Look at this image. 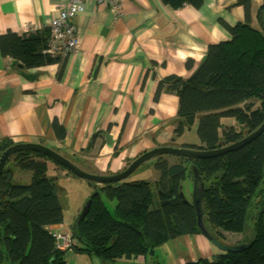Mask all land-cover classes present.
Wrapping results in <instances>:
<instances>
[{"label":"trees","instance_id":"trees-1","mask_svg":"<svg viewBox=\"0 0 264 264\" xmlns=\"http://www.w3.org/2000/svg\"><path fill=\"white\" fill-rule=\"evenodd\" d=\"M161 2L173 9L184 5L197 9L203 0ZM238 3L244 7L246 19L227 26L230 40L210 46L197 65L188 60L186 68H195L187 79L171 75L158 83L155 101L162 92L178 99L176 117L165 126L171 140L162 146L174 147L195 124L199 144L180 147L211 151L237 143L263 123L264 5L252 23L250 1ZM48 37V29L29 34L8 32L0 36V54L26 70L60 64V57L46 53ZM55 129L57 140H62L63 133ZM11 146V141L3 140L0 154ZM167 157L177 161L168 163ZM153 160V189L147 181L128 178L100 186V192L93 191L87 214L71 228L77 240L72 251L94 255L103 264L147 258L171 240L201 234L197 207L216 241L228 240L229 234L248 232L251 236L240 252L185 264H264V131L242 148L222 156L187 159L165 155ZM71 161L84 163L75 155ZM50 162L64 169L41 154L16 152L5 166L11 164L28 172L27 184L16 182L11 168H4L0 174V264H64L63 254L55 249V235L48 230L63 222V189ZM193 168L203 184L195 205L192 198L185 197L184 203L179 195L180 191L184 194L185 181L193 180ZM100 193L115 202L114 216Z\"/></svg>","mask_w":264,"mask_h":264},{"label":"crops","instance_id":"crops-1","mask_svg":"<svg viewBox=\"0 0 264 264\" xmlns=\"http://www.w3.org/2000/svg\"><path fill=\"white\" fill-rule=\"evenodd\" d=\"M249 1L248 15L255 23L264 0ZM59 9V0H0V36L20 34L21 27L47 29ZM245 19L238 0H203L197 9H173L161 0H123L117 17L104 6L85 3L73 20L79 49L60 58V64L26 70L0 54V143L40 144L69 160L81 157L84 163L75 162L77 167L91 164L108 175L123 171L144 152L171 140L165 126L176 117L178 99L162 92L155 101L158 83L171 75L187 79L195 67L188 70L186 62L200 63L210 46L230 40L227 26ZM55 127L63 133L60 141ZM105 134L112 138L111 147ZM79 216L67 228L62 222L48 230L55 236L70 230L75 237L71 228ZM249 236L233 244L218 242L235 247ZM185 243L177 264L226 253L202 234L185 236ZM151 252L116 264L159 263L156 248ZM62 254L64 264L69 257L80 258L72 249Z\"/></svg>","mask_w":264,"mask_h":264},{"label":"rangeland","instance_id":"rangeland-1","mask_svg":"<svg viewBox=\"0 0 264 264\" xmlns=\"http://www.w3.org/2000/svg\"><path fill=\"white\" fill-rule=\"evenodd\" d=\"M196 125L192 127V129L186 130L185 134L183 135V138L179 141H177V144H174V147H180L182 144L187 145H198L199 140L196 136L195 132ZM60 155V154H59ZM91 155V154H90ZM90 155L88 157H90ZM95 155V154H93ZM61 156V155H60ZM168 163L176 162V158L174 157H167L166 158ZM153 159H149L145 163H143L137 170L134 171L132 176L130 177L131 180H144L150 183V186L152 187L153 182L156 181V173L153 169ZM7 163V162H6ZM130 164V163H129ZM128 164V165H129ZM127 165V166H128ZM126 166V167H127ZM50 169L53 168V174L55 172H58V185L63 189V194L61 196V207H62V217L63 222L66 224V228L68 225H72L75 218H77L87 202V199L93 194V191L96 190L97 192H100V186L88 183L86 181H83L71 173L69 174L68 171L65 169H59V167H55L51 162L49 163ZM125 167V168H126ZM6 168H11L12 172L15 176L16 182H20L21 184H27V177L30 176L28 172L22 171L15 166H12L9 164L6 166ZM63 168V167H62ZM80 169L86 171L90 170L88 173L90 174H96V175H104L107 176L108 173H100L98 169L95 167L92 168L91 164H88L87 168H82L79 166ZM124 168V169H125ZM130 180V181H131ZM192 181L186 180L184 183V194L185 197L188 200H191L192 198ZM153 189V187H152ZM101 194V193H100ZM102 200L104 201V204L107 208V210L110 212L112 216H114V205L115 202H110L102 193L101 194ZM70 232V230L68 231ZM214 233V232H213ZM244 235H238V234H229L227 235L228 240L221 241L222 244H233L235 241H238L241 239ZM185 237H179L176 238L168 243H165L164 245L157 247V255L159 258V263L156 264H177L178 263V254L184 253L186 251V245H185ZM80 256L79 259L73 260L72 258H68L67 264H100L98 258L94 255H88L86 253H80L78 254ZM92 258V260H91ZM154 259V258H152ZM154 261H156L154 259Z\"/></svg>","mask_w":264,"mask_h":264},{"label":"water","instance_id":"water-1","mask_svg":"<svg viewBox=\"0 0 264 264\" xmlns=\"http://www.w3.org/2000/svg\"><path fill=\"white\" fill-rule=\"evenodd\" d=\"M15 63H12V66ZM21 68V66H19ZM26 79H33L35 76L31 75H23ZM264 131V121L261 124V126L248 135L247 137L243 138L242 140L238 141L237 143L211 150V151H200V150H190L186 148L181 147H171V146H158L156 148H153L152 150L146 151L140 156H138L136 159H134L123 171L113 174V175H96V174H90L79 167L75 165V163L69 159H66L62 156H60L58 153L54 152L50 148H47L45 146H42L40 144L35 143H24V144H16L9 148H7L5 151H3L0 155V174L3 172L6 162L8 158L13 155L16 152L21 151H27V152H34L41 154L49 159H51L53 162L57 163L64 169H66L69 173L74 175L75 177L86 181L88 183H92L98 186H105L110 184H117L121 181L127 180L132 176L135 170H137L143 163L148 161L149 159L156 158L158 156H165V155H171L176 157H182L187 159H209L217 156H222L224 154H227L228 152L236 151L252 140L256 139L262 132ZM104 141L107 147H111L113 144L112 138L105 134ZM193 180H192V203L195 205V198L196 195L199 194L201 196L202 190H203V184L200 181L199 176L197 175V172L195 168H193ZM181 199L184 203H187V200L183 194L182 191L179 193ZM90 208V201L88 200L83 207V210L79 216V219H83L85 215L87 214L88 210ZM196 213H197V225L199 227V230L201 234L206 237L213 245L217 246L220 250L226 253H236L242 251L246 245L241 244L235 247H229L224 246L220 244L218 241H216L213 236L210 234V232L206 229L202 216L200 214L199 208L196 207ZM151 254H153L151 252Z\"/></svg>","mask_w":264,"mask_h":264},{"label":"built area","instance_id":"built-area-1","mask_svg":"<svg viewBox=\"0 0 264 264\" xmlns=\"http://www.w3.org/2000/svg\"><path fill=\"white\" fill-rule=\"evenodd\" d=\"M60 9L56 18L48 25L49 37L46 42V53L53 57L64 58L78 51L80 39L77 34L74 18L83 12L87 2L104 6L113 17L120 15L123 0H59ZM35 32L32 27H21L20 34ZM55 249L60 252L71 250L77 243L75 237L68 232L55 236Z\"/></svg>","mask_w":264,"mask_h":264},{"label":"flooded vegetation","instance_id":"flooded-vegetation-1","mask_svg":"<svg viewBox=\"0 0 264 264\" xmlns=\"http://www.w3.org/2000/svg\"><path fill=\"white\" fill-rule=\"evenodd\" d=\"M191 184H192V182H191Z\"/></svg>","mask_w":264,"mask_h":264}]
</instances>
